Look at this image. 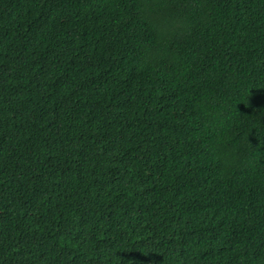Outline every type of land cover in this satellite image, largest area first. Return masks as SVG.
<instances>
[{"label":"trees","instance_id":"obj_1","mask_svg":"<svg viewBox=\"0 0 264 264\" xmlns=\"http://www.w3.org/2000/svg\"><path fill=\"white\" fill-rule=\"evenodd\" d=\"M0 264H264V0H0Z\"/></svg>","mask_w":264,"mask_h":264}]
</instances>
